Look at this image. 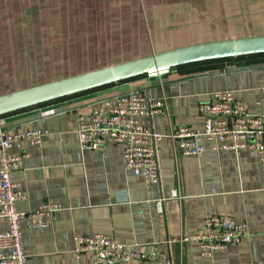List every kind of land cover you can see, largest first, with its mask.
<instances>
[{
	"label": "crops",
	"instance_id": "1",
	"mask_svg": "<svg viewBox=\"0 0 264 264\" xmlns=\"http://www.w3.org/2000/svg\"><path fill=\"white\" fill-rule=\"evenodd\" d=\"M182 3L183 9L167 11L164 17L184 18L187 16L182 12L187 11L190 20L186 27L192 26L190 31L194 33H209V0H182L175 6L181 7ZM190 31L183 29L161 38L182 39ZM9 54L11 58L18 56L14 51ZM133 58L136 56L91 70ZM240 59L176 66L4 115L8 130L34 127L48 132L40 144L23 142L21 148L13 149L27 154L24 165L13 172V179L27 192V199L17 202V208L37 209L45 202L61 206L50 227H23V245L30 264L89 262V255L76 256L74 236L96 232L128 244H142L148 251L168 252L174 264H264V158L256 151L208 148L201 156L179 154L175 158L172 141L165 137L158 153L162 181L149 187L143 178L125 168L122 146L108 144L101 151L82 150L79 146L77 116L88 114L97 102L130 91L167 97L169 116L162 113L151 120L163 134L184 125L202 128L200 104L223 89L233 90L250 112H261L264 54ZM3 62L8 65L4 67ZM18 66L8 59L0 62V95L56 80L35 83L37 66L23 64L20 72ZM178 184L182 198H167L160 212L156 200L170 196ZM212 214L246 221L249 238L209 256L201 253L198 241L180 244L173 240L181 234L200 232Z\"/></svg>",
	"mask_w": 264,
	"mask_h": 264
},
{
	"label": "built area",
	"instance_id": "2",
	"mask_svg": "<svg viewBox=\"0 0 264 264\" xmlns=\"http://www.w3.org/2000/svg\"><path fill=\"white\" fill-rule=\"evenodd\" d=\"M199 110L203 117L202 128L184 125L163 134L152 126L151 120L162 113L169 116L165 95L151 97L145 91L121 93L95 103L88 114L77 116L79 146L82 150L97 151L108 144L122 146L125 168L143 178L149 187L160 185L162 181L158 153L165 137L172 141L175 158L179 154L201 156L208 148L235 152L252 149L264 158V101L261 112L252 113L236 98L233 90L223 89L211 93L200 104ZM4 123L5 117L2 115L0 264H30L23 245V227H50L54 213L61 206L56 202H45L37 209L17 208V202L27 199V192L13 179V172L24 165L27 154L14 152L13 149L21 148L23 142L40 144L48 132L34 127L8 130ZM167 198H182L179 184L171 190L170 196L156 200L160 212L164 210L163 204ZM3 224L7 227L4 228ZM249 235L250 228L246 221L212 214L206 218L203 230L181 234L173 240L180 244L198 241L201 253L209 256L215 250L248 239ZM74 240L76 256L89 255L91 258L82 264H146L147 261L174 264L168 252L148 251L142 244L121 242L101 232L76 234Z\"/></svg>",
	"mask_w": 264,
	"mask_h": 264
},
{
	"label": "rangeland",
	"instance_id": "3",
	"mask_svg": "<svg viewBox=\"0 0 264 264\" xmlns=\"http://www.w3.org/2000/svg\"><path fill=\"white\" fill-rule=\"evenodd\" d=\"M179 1L0 0V62H17L19 72L23 64L36 65V83L202 39L264 34V0H209V33L203 35L186 27L187 11L184 18L164 17L184 8V2L175 6ZM188 28L182 39L161 38Z\"/></svg>",
	"mask_w": 264,
	"mask_h": 264
},
{
	"label": "water",
	"instance_id": "4",
	"mask_svg": "<svg viewBox=\"0 0 264 264\" xmlns=\"http://www.w3.org/2000/svg\"><path fill=\"white\" fill-rule=\"evenodd\" d=\"M264 53V34L199 42L0 95V116L130 78L190 63Z\"/></svg>",
	"mask_w": 264,
	"mask_h": 264
},
{
	"label": "trees",
	"instance_id": "5",
	"mask_svg": "<svg viewBox=\"0 0 264 264\" xmlns=\"http://www.w3.org/2000/svg\"><path fill=\"white\" fill-rule=\"evenodd\" d=\"M262 54H264V53H262ZM253 55H256V54H253ZM253 55H252V56H253ZM247 56H250V55H247Z\"/></svg>",
	"mask_w": 264,
	"mask_h": 264
}]
</instances>
